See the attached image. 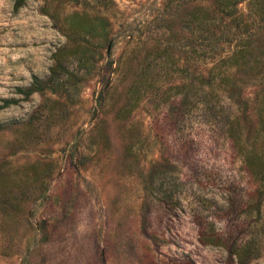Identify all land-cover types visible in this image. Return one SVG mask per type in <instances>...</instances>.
<instances>
[{
    "label": "rangeland",
    "instance_id": "1",
    "mask_svg": "<svg viewBox=\"0 0 264 264\" xmlns=\"http://www.w3.org/2000/svg\"><path fill=\"white\" fill-rule=\"evenodd\" d=\"M14 2L0 0V264H241L232 246L206 240L214 233L252 237L257 255L242 264H264V185L255 191L225 134L231 100L196 76L213 58L185 45L187 11L202 0ZM69 20L96 28L74 34ZM78 41L90 51L73 94L25 91L57 47ZM146 59L160 72L128 107ZM253 79L237 81L250 100L238 123L263 154ZM189 81L222 111L180 101L173 86Z\"/></svg>",
    "mask_w": 264,
    "mask_h": 264
},
{
    "label": "trees",
    "instance_id": "2",
    "mask_svg": "<svg viewBox=\"0 0 264 264\" xmlns=\"http://www.w3.org/2000/svg\"><path fill=\"white\" fill-rule=\"evenodd\" d=\"M23 1L15 0L14 5L18 7ZM241 1L245 2L244 11L238 8V3ZM96 19L101 21L99 16ZM75 24L76 22L72 20L66 21V28L74 34L81 35L82 33V36L96 28L93 21L85 26H80L79 29L74 27ZM186 25L189 29V35L185 40L187 50L196 52L198 44L200 59L205 61L207 58H213L211 64L203 67L196 73V76L199 77V81L203 85H210L216 81L225 92V97L231 100L230 105L233 106V112L224 115L226 120L224 131L237 152L241 154L248 173L251 176H258L259 183L254 188L257 191L260 189V183L264 185V153L259 154L253 148H248L243 140L237 112L245 110L250 100L241 95L242 87L238 85L237 81H246L249 77L255 78L253 80L258 86V93H260L256 96H260V106L255 113V118L258 122H264V43L262 40L264 0H202L199 4L189 7ZM100 28H104L101 23ZM89 51L90 49L85 43L79 41L71 47L64 45L57 47L52 52V63L48 67L45 78L34 77L25 91L48 89L55 92L62 87L68 95L73 94L75 88L71 91L72 87L70 86L75 85L76 71L84 68L88 62ZM161 52H166V49L164 48ZM170 63L172 64L173 60ZM183 70L187 74L193 72L189 69L188 64ZM159 72L160 67L157 68L149 60L146 59L142 62L137 78L130 81L125 89V103L128 107L152 85L154 75ZM237 74H244L245 77L238 79ZM182 86L185 87L184 91L180 89ZM182 86L175 84L173 93L180 94V101L183 103L198 102L205 109L212 110V116H216L218 112L222 111L221 106L216 109L215 104L210 102L204 86H200L197 92L191 88L193 86L191 81ZM10 101L12 99H4L3 105ZM206 240L232 246L233 249L229 250V253L241 264L257 255L256 249L252 245V237L237 243L234 239L214 233ZM228 240L230 243H227Z\"/></svg>",
    "mask_w": 264,
    "mask_h": 264
}]
</instances>
